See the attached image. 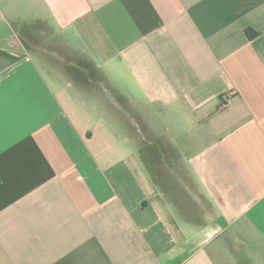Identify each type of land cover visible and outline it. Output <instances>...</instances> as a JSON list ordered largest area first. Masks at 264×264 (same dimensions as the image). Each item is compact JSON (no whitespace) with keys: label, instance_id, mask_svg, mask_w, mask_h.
Returning <instances> with one entry per match:
<instances>
[{"label":"crops","instance_id":"1","mask_svg":"<svg viewBox=\"0 0 264 264\" xmlns=\"http://www.w3.org/2000/svg\"><path fill=\"white\" fill-rule=\"evenodd\" d=\"M0 264H264V0H0Z\"/></svg>","mask_w":264,"mask_h":264},{"label":"built area","instance_id":"2","mask_svg":"<svg viewBox=\"0 0 264 264\" xmlns=\"http://www.w3.org/2000/svg\"><path fill=\"white\" fill-rule=\"evenodd\" d=\"M230 102H231V98H230L229 95H226V96L223 97V99H222V104L223 105L230 104Z\"/></svg>","mask_w":264,"mask_h":264},{"label":"trees","instance_id":"3","mask_svg":"<svg viewBox=\"0 0 264 264\" xmlns=\"http://www.w3.org/2000/svg\"><path fill=\"white\" fill-rule=\"evenodd\" d=\"M257 33L256 32H253V31H247V35L249 36V37H252V36H254V35H256Z\"/></svg>","mask_w":264,"mask_h":264}]
</instances>
